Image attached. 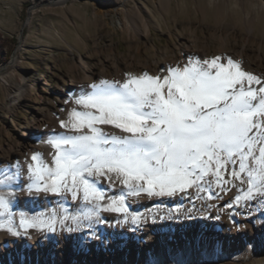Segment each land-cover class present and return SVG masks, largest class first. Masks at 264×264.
<instances>
[{
    "label": "snow or ice",
    "instance_id": "snow-or-ice-1",
    "mask_svg": "<svg viewBox=\"0 0 264 264\" xmlns=\"http://www.w3.org/2000/svg\"><path fill=\"white\" fill-rule=\"evenodd\" d=\"M65 105L58 129L45 126L50 159L33 151L23 162L0 161V230L9 236L87 230L91 241L100 239L97 226L135 231L148 218L130 211V198L190 195L193 187L207 199L217 195L214 188H234L229 209L264 216V74L245 70L242 60L189 54L156 74L125 72L81 85ZM112 189L119 194L109 195ZM20 194L70 199L76 211L61 203L47 212H16ZM192 214L178 205L159 219Z\"/></svg>",
    "mask_w": 264,
    "mask_h": 264
},
{
    "label": "rangeland",
    "instance_id": "rangeland-1",
    "mask_svg": "<svg viewBox=\"0 0 264 264\" xmlns=\"http://www.w3.org/2000/svg\"><path fill=\"white\" fill-rule=\"evenodd\" d=\"M145 26L149 30L142 34ZM190 46L205 52L202 59L221 53L236 58L241 51L245 63L256 74H264V0H66L56 4L54 0H0V161L11 145L29 136L28 127L38 114L49 111L56 120L65 118L61 109L68 107L63 100L71 79L89 77L80 57L106 78L122 79L125 72L156 74L164 59L173 65L183 63ZM92 77L99 79L96 74ZM42 137L46 136H32L37 142ZM48 202L20 194L14 208L27 210L30 205L28 210L47 212ZM61 203L76 211L70 199ZM191 209L196 216L203 215L201 205ZM254 212L252 230L260 226L255 220L260 214ZM217 215L222 218L221 214L212 218L219 220ZM86 231L67 236V264L91 261L80 255L86 249L79 243ZM56 235L16 244L12 261L17 264L21 255L54 263L51 251L58 242ZM214 235L217 244L234 246L228 234ZM169 249L174 253L171 259L181 264H264V249L222 256L216 249L193 255L189 243ZM96 251L104 255L105 249ZM103 257L101 264H132L131 253L123 250ZM157 260L166 259L157 256Z\"/></svg>",
    "mask_w": 264,
    "mask_h": 264
},
{
    "label": "bare ground",
    "instance_id": "bare-ground-1",
    "mask_svg": "<svg viewBox=\"0 0 264 264\" xmlns=\"http://www.w3.org/2000/svg\"><path fill=\"white\" fill-rule=\"evenodd\" d=\"M65 1L66 0H54L55 4L64 3ZM148 30L149 27L145 26L144 29L141 30V33L147 34ZM248 31L251 32L252 29L250 28ZM204 53L205 52L203 50L198 51L192 46L186 50L187 57L189 54H196L201 57L204 56ZM236 59L243 61V67L245 70L252 71L254 74H256L254 68L245 63L241 51L236 55ZM79 64L89 77H83L78 80L71 79L67 88L68 93H78L81 85H86L96 81L92 77L93 74L98 75V78H106L107 76L101 72H97L81 57ZM167 64H173V62L171 60L164 59V67ZM150 74L155 73L150 72ZM58 121L59 120L54 119V116H52L49 111H44L43 113L38 114L28 127L29 136L23 137V135L21 137V142L16 145H11L7 150L8 155L3 157L1 161L4 162V164H7L8 162H15L16 160L23 162L25 157L30 158L33 151H39L43 153L45 159H50L49 154L54 150L45 142L46 137H42L40 141L37 142L32 138V136L39 134L46 136L45 126H47L49 129H58ZM213 191L219 196V198H217V195H213L211 199L204 198L207 196V193H197L195 187L188 189L190 195H177L175 197L151 199L147 197L140 199L130 198L128 202L130 211L142 213L148 218L143 227L133 231L132 226H125L122 228L97 226L100 239H93L91 241L86 240V231L79 241V243L82 245V248L86 247L85 251H80V255L85 256L86 259H91L89 264H101L104 260L103 256H106L107 258H110L112 254L117 256V252L123 250L131 253L132 264H145L146 258L149 262H151V264H155L157 256H162L166 260L171 259L174 253L169 248L175 247V245H178L180 248V243L184 245L189 243L190 251L193 253V255L194 253L196 255L198 252H204L206 255L207 253H211L213 249H216L219 252V256H222V254H228L232 251H237L240 253L250 251L262 252L264 249V229H262L264 225V216L260 215L258 220L255 219L256 221H260V226L256 225L255 227L254 225V230H252V219L256 218V213L254 211L249 214L240 209H229L227 207L234 197L236 189L233 188L231 191L226 193L221 192L217 188H214ZM108 194L118 195L119 190L112 189L108 192ZM41 198L49 201V211L53 208L59 207V198ZM178 205L182 206L184 209H189L192 207L196 208L198 205H201L203 215L196 216L195 214H192L190 219L183 216H181L179 219L172 220L159 219L161 216H166L170 209H174ZM209 205H211V207H209ZM29 207L30 205L28 208ZM28 208L27 210L14 208V211H25L30 214L38 212L31 211L30 209L28 210ZM233 212H239V214L230 219L229 216ZM153 214L157 216L155 222L152 220ZM216 214H221L222 218L219 220H214L212 217ZM104 215L108 217V219H112V216H109V214L105 213ZM215 233L220 235L228 234V236H230L229 242L234 244V246L229 247L217 244L215 242ZM56 234L58 242L57 244H54V247L51 251V253L55 254V260L52 264H67V256H65L67 253L66 238L71 233L61 232L58 230ZM46 237L47 236L45 233L32 230L28 237L14 238L9 236L5 231L0 230V254H3L4 257L3 263L0 264H15L11 258V251L16 246V244L18 246L27 242L34 243L35 240L39 238H42V240L45 241ZM101 247L105 249L104 255L97 253L96 251L97 248ZM17 257V264H45V260H42L41 258L39 260H32L21 255H18ZM188 257L189 254L184 256L186 260ZM71 263L73 262L68 261V264ZM255 264L259 263L257 262Z\"/></svg>",
    "mask_w": 264,
    "mask_h": 264
}]
</instances>
